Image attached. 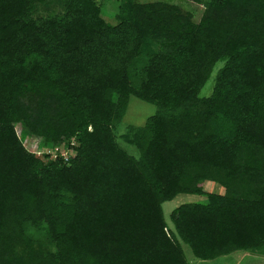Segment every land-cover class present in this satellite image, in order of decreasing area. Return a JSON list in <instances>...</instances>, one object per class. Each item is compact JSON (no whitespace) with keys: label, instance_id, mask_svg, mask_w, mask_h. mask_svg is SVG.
Returning a JSON list of instances; mask_svg holds the SVG:
<instances>
[{"label":"trees","instance_id":"obj_1","mask_svg":"<svg viewBox=\"0 0 264 264\" xmlns=\"http://www.w3.org/2000/svg\"><path fill=\"white\" fill-rule=\"evenodd\" d=\"M114 21L94 0H0V264L264 257V0H208L197 23L121 0ZM131 96L155 112L119 142ZM15 126L73 154L42 161ZM204 181L223 193L167 228L161 204Z\"/></svg>","mask_w":264,"mask_h":264},{"label":"rangeland","instance_id":"obj_2","mask_svg":"<svg viewBox=\"0 0 264 264\" xmlns=\"http://www.w3.org/2000/svg\"><path fill=\"white\" fill-rule=\"evenodd\" d=\"M100 9L101 17L109 24H114V18L118 15V8L121 0H94ZM135 3H145V2H163L166 4L176 6L181 12L187 13L190 17V21L197 23L204 4L208 0H132ZM216 68L214 69V71ZM211 81H208L199 91L198 97H205L209 94L211 90ZM155 112V107L151 104H147L140 101L134 97H129L127 102V107L121 121L115 125L113 128V133L115 137L119 140L122 135L128 133L129 127H139L141 126L147 117L153 115ZM15 131L19 136L23 146L27 151L32 153L35 157L42 161H52L58 157L62 158L63 161L69 158L73 154L72 147L74 146V140L69 142H61L58 144L57 151H54V147L50 145H42L41 139L29 135L25 131H20L18 126H15ZM120 142V140H119ZM128 150L132 151L131 148ZM55 152V153H54ZM202 194L201 195H189V194H179L175 196L172 200L164 202L161 204L162 213L164 220L166 222V227L169 228L168 215L172 209L180 204L184 203H206L207 194L221 195L223 189L217 184L209 181H204L200 184ZM182 251L184 253L185 260L187 264H264V257L258 254L244 253V252H233L229 255H223L217 259L209 261H201L194 258L187 246H182Z\"/></svg>","mask_w":264,"mask_h":264},{"label":"built area","instance_id":"obj_3","mask_svg":"<svg viewBox=\"0 0 264 264\" xmlns=\"http://www.w3.org/2000/svg\"><path fill=\"white\" fill-rule=\"evenodd\" d=\"M54 151H57V148H55ZM65 160H66V159H65Z\"/></svg>","mask_w":264,"mask_h":264},{"label":"crops","instance_id":"obj_4","mask_svg":"<svg viewBox=\"0 0 264 264\" xmlns=\"http://www.w3.org/2000/svg\"><path fill=\"white\" fill-rule=\"evenodd\" d=\"M217 259V258H216Z\"/></svg>","mask_w":264,"mask_h":264}]
</instances>
